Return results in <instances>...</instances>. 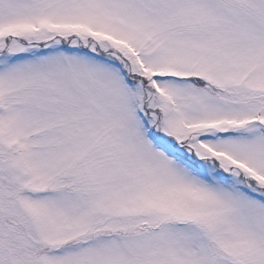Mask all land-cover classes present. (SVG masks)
<instances>
[{"label":"snow or ice","instance_id":"1","mask_svg":"<svg viewBox=\"0 0 264 264\" xmlns=\"http://www.w3.org/2000/svg\"><path fill=\"white\" fill-rule=\"evenodd\" d=\"M0 264H264V0H0Z\"/></svg>","mask_w":264,"mask_h":264}]
</instances>
